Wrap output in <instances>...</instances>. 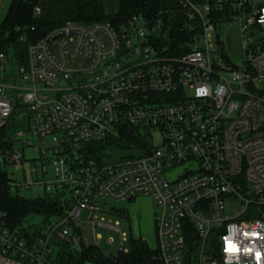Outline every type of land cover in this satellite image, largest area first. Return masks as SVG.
I'll return each instance as SVG.
<instances>
[{"label": "built area", "instance_id": "1", "mask_svg": "<svg viewBox=\"0 0 264 264\" xmlns=\"http://www.w3.org/2000/svg\"><path fill=\"white\" fill-rule=\"evenodd\" d=\"M46 1L31 0L35 17ZM175 5L189 22L186 40L173 39L162 11L123 22L70 21L29 45L21 86L0 82V130L16 109L8 92H23L31 129L18 136L33 138L0 154V164H25L27 148L39 153L30 169L37 180L11 181V191L41 189L65 209L58 223L35 230L13 226L0 210V264H53L57 242L86 246L75 225L84 212L96 244L97 227H109L121 233L122 250L129 237L94 214L102 202L139 196L160 209L163 264H264V220L254 209L264 206V0ZM228 22L240 23L245 40L239 67L211 55ZM11 63L0 52V79ZM129 128L151 137L157 130L163 143L119 163L89 157L92 146ZM226 239L240 250L227 251Z\"/></svg>", "mask_w": 264, "mask_h": 264}, {"label": "trees", "instance_id": "2", "mask_svg": "<svg viewBox=\"0 0 264 264\" xmlns=\"http://www.w3.org/2000/svg\"><path fill=\"white\" fill-rule=\"evenodd\" d=\"M198 2L200 0H193ZM166 14L172 27L175 41L189 38L186 16L175 5V0H47L41 17L33 15L31 0H12L8 14L0 25V52H6L10 59L20 66L27 65L28 47L47 36L54 29L67 22L92 24L96 22H123L136 15L155 16ZM35 28L34 31L31 29ZM7 127L0 130V154L11 149L14 142L9 138ZM138 129L129 128L121 133L119 140L92 146L89 157L103 161L109 156L106 150L111 146L122 149L141 146L143 137ZM7 172L0 164V210L8 213L13 226H21L28 218L45 216L46 219L60 218L65 214L58 196L45 195L37 200L13 196ZM260 219L264 220L258 211ZM53 264H163L158 249L152 250L142 239L130 238L128 252L106 256L95 247L80 249L69 243H57ZM190 261H188V264Z\"/></svg>", "mask_w": 264, "mask_h": 264}, {"label": "rangeland", "instance_id": "3", "mask_svg": "<svg viewBox=\"0 0 264 264\" xmlns=\"http://www.w3.org/2000/svg\"><path fill=\"white\" fill-rule=\"evenodd\" d=\"M3 1L7 2V6L0 9V25L5 20L12 3V0ZM218 32L220 43H214V40H212L210 44L213 61L229 63L237 67L242 66L244 64L245 56V40L243 39L240 23H223ZM0 82L7 85L12 84L15 86H21L20 65L15 63V61L8 64L6 67V78L0 79ZM8 95L9 97L14 98L16 109L9 121L7 131L9 138L14 142V147L17 150H22L24 148L22 141L25 139H33L30 135L26 137L18 136L21 132L29 133L31 129L29 114L22 98L23 92H20L19 98L10 92H8ZM156 131L157 130L152 131L153 137H151L149 131L144 129L137 130V133H140V136L143 137V144L141 146L128 145V147L122 149L117 146H111L106 150L109 156L103 161L106 163H119L126 158H140L144 156L149 144L158 147L163 143V136ZM262 134H264V130ZM25 156L27 161L23 165L4 166V170L7 172L9 178L17 184H25L26 182L30 183L37 180L36 176L30 174V169L34 165L33 159L39 158V153L31 148H27L25 149ZM0 162L2 161L0 160ZM24 170H26V172ZM50 172L53 174L52 168L50 169ZM176 175L177 173L172 174V178H175ZM12 195L29 200H37L40 197L45 196L46 193L41 189H19L12 191ZM254 209H257L264 216V206L256 207ZM98 210L100 211L94 214V221L104 222L110 227L118 226L121 232L129 237V241L121 250V233L112 228L101 226L96 229L97 235L101 236V240L96 244L97 241L94 236L93 225L88 223L89 214L88 212H84L80 220H76L75 225L83 237L86 247H95L109 257L116 256L121 251L129 250L130 238L132 237L134 239H142L152 250L158 249L157 221L160 209L154 204L150 197L139 196L135 200L126 202H102L98 205ZM45 221L58 223L59 219H46L45 216H31L25 222V227L35 230ZM60 242L61 241L57 243ZM57 248L58 247H56L55 254ZM196 263V258H194L193 264Z\"/></svg>", "mask_w": 264, "mask_h": 264}, {"label": "snow or ice", "instance_id": "4", "mask_svg": "<svg viewBox=\"0 0 264 264\" xmlns=\"http://www.w3.org/2000/svg\"><path fill=\"white\" fill-rule=\"evenodd\" d=\"M252 235L253 236H256L257 234L254 233ZM226 245H227L226 246V250L227 251L238 252L240 250L234 243H232L231 241H227V239H226ZM244 251L245 252H248V253H251L252 252V249L251 248H245ZM255 255L259 259L260 256H261V253L260 252H256Z\"/></svg>", "mask_w": 264, "mask_h": 264}, {"label": "water", "instance_id": "5", "mask_svg": "<svg viewBox=\"0 0 264 264\" xmlns=\"http://www.w3.org/2000/svg\"><path fill=\"white\" fill-rule=\"evenodd\" d=\"M4 7H6V2L5 1L2 3V8H4Z\"/></svg>", "mask_w": 264, "mask_h": 264}]
</instances>
